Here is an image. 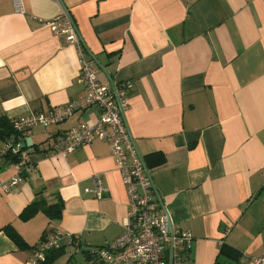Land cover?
Returning <instances> with one entry per match:
<instances>
[{
    "label": "crops",
    "instance_id": "1",
    "mask_svg": "<svg viewBox=\"0 0 264 264\" xmlns=\"http://www.w3.org/2000/svg\"><path fill=\"white\" fill-rule=\"evenodd\" d=\"M0 0V118L61 108L83 96L79 49L44 25L61 6L102 84L131 82L126 125L172 226L192 235L185 264H214L219 246L264 255V0ZM91 107L34 127L19 184L0 190V264H35L29 247L62 235L52 264H84L82 252L123 233L128 197L110 146L95 140L63 158L52 138L94 119ZM2 141H0L1 143ZM99 174L102 199L84 193ZM19 168L0 157V181ZM22 176V175H21ZM40 193L62 204L59 219L20 214ZM37 197V198H39ZM78 240L81 248L69 243Z\"/></svg>",
    "mask_w": 264,
    "mask_h": 264
},
{
    "label": "built area",
    "instance_id": "2",
    "mask_svg": "<svg viewBox=\"0 0 264 264\" xmlns=\"http://www.w3.org/2000/svg\"><path fill=\"white\" fill-rule=\"evenodd\" d=\"M11 3L14 13H25L23 0H11ZM71 19L66 9L61 6L59 15L44 25L53 28L56 35L67 43L78 47L80 69L76 83L83 88V96L61 108L29 113L11 120L16 136L0 143V157L18 155L20 160L15 165L19 168V175L7 182L0 181V190L8 192L16 187L22 180V173L30 169L24 165L25 157L21 149L29 130L58 125L75 112L93 107L98 112L97 116L54 136L49 153L66 158L78 148L95 140L107 143L128 197L123 233L104 246L88 248L85 251L88 260L84 264H185L192 235L189 231L174 226L169 232L166 208L158 197L150 171L125 122L133 83L106 85L99 81L92 61L84 55ZM90 181L91 187L84 189V193L95 199H102L108 193L103 178L95 174ZM61 237L59 233L45 236L34 250L33 262L38 264L44 261L48 251L59 249ZM67 238L71 245L76 246V251L81 248L78 240L71 236ZM256 263L264 264V255Z\"/></svg>",
    "mask_w": 264,
    "mask_h": 264
},
{
    "label": "trees",
    "instance_id": "3",
    "mask_svg": "<svg viewBox=\"0 0 264 264\" xmlns=\"http://www.w3.org/2000/svg\"><path fill=\"white\" fill-rule=\"evenodd\" d=\"M72 20V19H71ZM73 21V20H72ZM74 23V22H73ZM83 51L85 52V48L82 46ZM12 136H16L15 131L12 128L11 121L6 118H0V141H4ZM25 151V148L22 149ZM5 160L10 164H18L19 156H6ZM24 173H22V177ZM37 197L40 196V193L36 194ZM35 198L33 202H31L27 207L23 209L20 214V219L26 221L33 217L38 212H43L49 220H57L60 217L62 204L58 201L55 204H47V202L42 198ZM3 232L6 236L15 244V246L20 250H35L36 247H29L23 239L10 227L6 226L3 228ZM45 236L42 237L41 240L44 239ZM63 247L57 250H50L45 254L44 261L38 264H52L56 258H58L61 254H63ZM85 260H88V256L86 252H82ZM242 254L236 250L235 248L221 243L219 246V251L216 257L214 264H241Z\"/></svg>",
    "mask_w": 264,
    "mask_h": 264
},
{
    "label": "water",
    "instance_id": "4",
    "mask_svg": "<svg viewBox=\"0 0 264 264\" xmlns=\"http://www.w3.org/2000/svg\"><path fill=\"white\" fill-rule=\"evenodd\" d=\"M30 142H31V140H29V139H25V140L23 141V143L21 144V149L30 146ZM167 225H168V230H169V232H170V231H171V228H172V224H171L169 218H168V220H167Z\"/></svg>",
    "mask_w": 264,
    "mask_h": 264
}]
</instances>
